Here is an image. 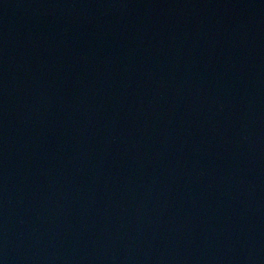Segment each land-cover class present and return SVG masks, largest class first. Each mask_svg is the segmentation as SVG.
Here are the masks:
<instances>
[{"label":"water","instance_id":"obj_1","mask_svg":"<svg viewBox=\"0 0 264 264\" xmlns=\"http://www.w3.org/2000/svg\"><path fill=\"white\" fill-rule=\"evenodd\" d=\"M0 264H264V0H0Z\"/></svg>","mask_w":264,"mask_h":264}]
</instances>
